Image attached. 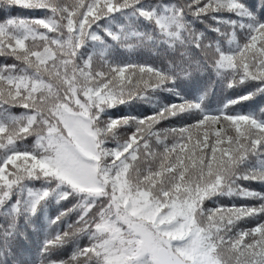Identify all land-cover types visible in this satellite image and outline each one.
<instances>
[{"label":"snow or ice","instance_id":"1","mask_svg":"<svg viewBox=\"0 0 264 264\" xmlns=\"http://www.w3.org/2000/svg\"><path fill=\"white\" fill-rule=\"evenodd\" d=\"M0 264H264V0H0Z\"/></svg>","mask_w":264,"mask_h":264},{"label":"trees","instance_id":"2","mask_svg":"<svg viewBox=\"0 0 264 264\" xmlns=\"http://www.w3.org/2000/svg\"><path fill=\"white\" fill-rule=\"evenodd\" d=\"M16 14H17V15H20V14H23V13L17 12ZM143 58H144V59H147L148 57L145 55ZM222 97H223V94L218 93V99H219V98H222ZM159 99H160V102H161V103L178 102L174 97H171V96H170L169 94H167V93H164V94L160 95ZM245 110H247V109H245ZM135 111H136L137 113L147 115V114H150V113H151L152 108H151L150 105H146V104H145V105H137V107L135 108ZM114 114L118 116V115H120L121 113H120V111H115ZM165 126H170V125H165ZM171 126H175V124H173V125H171ZM253 187H255L257 190H259V186H258V185H253ZM235 202L238 203L239 201H235ZM224 203H228V200L225 199ZM67 207H68V208H71L72 205H71V204H68ZM59 210H63V209H59L58 206L53 205V206H52V209H51L50 211H51V214H52V215H55ZM71 216H72L73 219L75 218V214H74V213H72ZM68 219H69L68 217H65V220H66V221H67ZM251 226H254V224L251 225ZM65 227H66V224H65ZM40 238H42V236H41V237H37L36 239H40ZM85 243H86V241H85Z\"/></svg>","mask_w":264,"mask_h":264}]
</instances>
